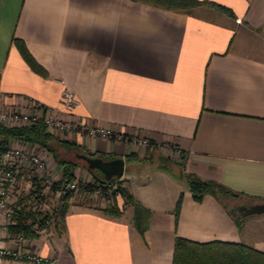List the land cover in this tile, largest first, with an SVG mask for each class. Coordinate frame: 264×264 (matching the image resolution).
Here are the masks:
<instances>
[{"label": "crops", "instance_id": "crops-1", "mask_svg": "<svg viewBox=\"0 0 264 264\" xmlns=\"http://www.w3.org/2000/svg\"><path fill=\"white\" fill-rule=\"evenodd\" d=\"M207 1L230 12L205 1L0 0V106L57 107L68 88L81 120L151 142L143 152L100 135L63 138L78 147L51 142V170L66 157L61 148L83 162L82 152L121 156L119 178L148 208L147 226L139 231L132 204L118 193L120 213L103 211L110 190L97 202H70L62 226L41 230L24 247L55 257V264H173L176 235L264 251V211H231L264 201V0ZM165 140L180 154L164 155ZM83 162L74 172L90 177ZM186 173L234 195L197 199ZM0 242L13 244L10 237ZM0 264L14 263L5 255Z\"/></svg>", "mask_w": 264, "mask_h": 264}, {"label": "trees", "instance_id": "trees-1", "mask_svg": "<svg viewBox=\"0 0 264 264\" xmlns=\"http://www.w3.org/2000/svg\"><path fill=\"white\" fill-rule=\"evenodd\" d=\"M165 5L189 6L201 1L208 2L212 5L230 12V9L223 4L215 3L207 0H154ZM22 54L31 64L35 61L24 43L15 38ZM19 137L31 142H37L45 145L48 149L52 148L51 142L57 140L65 145L78 147L74 142L66 141L59 138L41 121H36L25 125H4L0 123V151L3 150L11 138ZM167 157L169 155L164 154ZM165 156V158H166ZM164 158V159H165ZM57 163L60 167L59 178L53 183L54 189L58 185H64L74 177V168L78 164V160L70 157H57ZM86 165V164H85ZM90 180L86 185H79L83 189L91 190L93 186L99 182L105 184L106 187L112 188V200L109 204L102 207V210L111 214L118 215L120 209L114 201V196L120 194L125 202L131 203L134 209L133 220L139 231L147 226L148 208L143 205L137 198L133 197L129 189L122 183L119 177L112 176L107 179L97 167H88ZM187 185L192 195L199 199L205 192H210L217 197L225 194L234 195V193L222 183L201 178L192 173H186ZM116 182V183H115ZM39 183L34 178V186L23 191L19 199L14 203L17 207L28 205V209L24 212L15 211L13 220L9 224V231L12 233H22L27 238L35 237L41 230L49 227L50 222H54V226L63 225L64 214L69 206V198L73 195L74 189L65 188L63 192L56 196V201L52 208L46 206L48 196L38 194ZM77 190V189H76ZM102 190V193H106ZM35 197V198H34ZM35 199L33 203L32 200ZM179 199H177L175 210L178 208ZM177 212V211H176ZM175 212V213H176ZM173 264H264V251L253 248L240 242L208 240L198 241L183 236L176 235L174 239Z\"/></svg>", "mask_w": 264, "mask_h": 264}, {"label": "built area", "instance_id": "built-area-1", "mask_svg": "<svg viewBox=\"0 0 264 264\" xmlns=\"http://www.w3.org/2000/svg\"><path fill=\"white\" fill-rule=\"evenodd\" d=\"M77 101L73 91L63 88L57 107L31 101L11 107L0 106V123L25 125L41 121L46 129L60 138L72 141L79 137L82 142H86L88 138L100 135L109 139L130 142L141 152L151 145L148 137L124 134L111 126L91 125L81 120L73 113ZM160 145L165 153L175 156L180 154L178 147L172 141L165 140ZM46 152L45 145L19 137L11 138L7 146L0 151V241L4 237H10L13 240V244L8 246L0 242V256L6 255L8 260L14 264H21L25 260L36 264H55L56 261L55 257L41 256L32 246L24 247L28 244L27 237L22 233L15 234L9 231V224L13 220L16 209L19 212L28 209V205L22 207L17 205L15 208L14 203L23 191L34 186V178L38 180V194L42 196H48L50 193L58 196L65 188L76 190L79 185H86L90 180V177L80 176L74 172L71 180L53 189L52 185L59 178L60 169L51 170L49 168ZM111 186L106 187L105 184L97 182L92 188V195H99L103 188L106 192L110 191ZM32 202L34 203L35 199Z\"/></svg>", "mask_w": 264, "mask_h": 264}, {"label": "water", "instance_id": "water-1", "mask_svg": "<svg viewBox=\"0 0 264 264\" xmlns=\"http://www.w3.org/2000/svg\"><path fill=\"white\" fill-rule=\"evenodd\" d=\"M85 161L88 167H97L102 171L104 177L109 179L112 176L119 177L123 171V158L121 156H114L110 158H104L101 155L89 154L82 152L79 154ZM238 209L239 213L244 215L253 212L264 211V201L252 202L249 204H238L231 209L232 212H236Z\"/></svg>", "mask_w": 264, "mask_h": 264}, {"label": "rangeland", "instance_id": "rangeland-1", "mask_svg": "<svg viewBox=\"0 0 264 264\" xmlns=\"http://www.w3.org/2000/svg\"><path fill=\"white\" fill-rule=\"evenodd\" d=\"M59 152H61L62 154H63V156H66V157H72V158H75V159H77V157L75 156V154H73L74 153V151H71V149H67V150H64V149H62L61 148V150H59ZM163 154H165V152L162 150L161 151ZM169 156H173V155H171V154H169ZM78 160L80 161V162H83L80 158H78ZM83 163H85V162H83ZM182 167V166H181ZM80 175V174H79ZM80 176H82V175H80ZM116 183V182H115ZM114 184V183H113ZM112 188H113V186H111L110 187V190H112ZM77 190H74V192H73V195L69 198V203L70 202H97V200L95 199L97 196L98 197H100V196H102V195H104L103 193H100L99 195H97V196H93L92 195V188H91V190H87V189H83L82 187H80V186H78L77 188H76ZM109 199H110V201H111V199H112V196H107ZM56 196L53 194V193H50L49 194V197L47 198V204H46V206H48V207H50V208H52L53 207V205H54V203H55V201H56ZM100 199H102L101 197H100ZM100 199L98 198V201H100ZM105 199V198H104ZM239 202V201H238ZM246 202V201H245ZM251 214V213H250ZM253 214V213H252ZM255 214V213H254ZM49 227H54V222H50V225H49Z\"/></svg>", "mask_w": 264, "mask_h": 264}, {"label": "flooded vegetation", "instance_id": "flooded-vegetation-1", "mask_svg": "<svg viewBox=\"0 0 264 264\" xmlns=\"http://www.w3.org/2000/svg\"><path fill=\"white\" fill-rule=\"evenodd\" d=\"M233 208H234V206H233ZM235 210H236V212H238V213H239L238 209H236V208H235Z\"/></svg>", "mask_w": 264, "mask_h": 264}]
</instances>
